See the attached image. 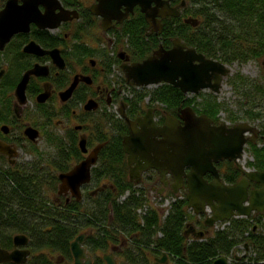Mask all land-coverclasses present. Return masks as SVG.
Masks as SVG:
<instances>
[{"label":"trees","instance_id":"obj_1","mask_svg":"<svg viewBox=\"0 0 264 264\" xmlns=\"http://www.w3.org/2000/svg\"><path fill=\"white\" fill-rule=\"evenodd\" d=\"M186 1L182 15L196 19V25L170 16L162 21L160 33H147V24L141 12L135 9L112 29L109 39L113 40L114 50L123 49L133 61H140L158 45L168 47L171 38L177 37L208 57L230 63L235 59L243 60L251 53V41L264 44V0ZM88 14L86 8L75 27L74 45L81 44L83 49L73 46L68 55L74 58L91 54L90 50L84 51L85 46L79 41L83 24L95 25L93 19L89 21ZM31 37L44 47L56 45L46 36L32 34ZM114 56L109 58L108 65L115 62ZM231 81L239 85L247 82V78L237 72ZM252 87V83L245 85V90L241 91L243 98L250 94ZM146 95L150 102L159 101L168 110L179 104L190 105L193 100L186 98L177 87L160 83L151 90L138 89L127 97L132 110L139 108ZM202 101L204 111L215 112L213 99L203 98ZM127 114L130 116L129 111ZM93 119L99 129L95 141L102 146L91 180L94 186L105 183L95 194L86 191L79 200L71 197L67 202L64 199L57 202L56 197L50 195L56 192L58 173L67 171L80 159L75 138L70 134L47 136L53 148L51 155L38 151L34 154L35 161H22L13 166L0 161V246L11 249L13 235L22 233L28 237L30 250L22 263L0 264H59L71 260L70 241L83 231H86L84 247L93 258L92 264H105L101 255L110 250L119 264H162L153 261L161 258L162 253L166 254V264H212L216 257L230 256L236 246L242 248V253L235 255L231 264H264V213L231 217L227 223H221L223 227L209 232L201 218L188 209L183 192L181 198L169 202L166 214L161 215L159 206L148 201L151 199L148 187L128 179L121 144L126 132L123 119L109 111ZM248 145L254 160L247 165L264 170V145L256 147L251 142ZM217 166L226 183L239 179L240 174L231 161ZM190 220L197 230L207 228V234L202 238L187 234Z\"/></svg>","mask_w":264,"mask_h":264},{"label":"water","instance_id":"obj_2","mask_svg":"<svg viewBox=\"0 0 264 264\" xmlns=\"http://www.w3.org/2000/svg\"><path fill=\"white\" fill-rule=\"evenodd\" d=\"M95 1L89 9L101 17L100 26L103 30L111 27L113 19L120 23L135 5L139 6L151 31L154 32L160 25L157 17L178 15L176 6H171L169 0ZM39 6H42L43 10ZM70 13L77 15L75 10L62 7L59 0H6L0 9V47L13 33L27 32L31 23L39 28H55L60 21L69 19ZM184 21L192 25L197 24V20L192 17H187ZM171 43L169 48L158 47L140 61L128 63L126 56L120 64L125 81L137 86L165 82L177 87L182 93H195L204 87L216 91L221 76L227 71L225 65L197 52L177 37L172 38ZM24 51L36 55L47 53L57 66L64 65L57 48L45 50L30 40ZM120 55L122 57V53ZM46 69L47 66L34 63L25 70L15 86L19 102L25 101L24 90L29 76L46 74ZM75 83L74 76L70 85L60 92L62 100L69 97ZM94 107L92 100H88L84 105L85 109ZM120 113L128 128V133L122 137L121 143L127 158L130 181L139 182L143 171L153 169L159 175L158 180L173 193L184 185L188 207L196 214L205 213L207 209L211 212L203 219V224L208 227L216 221L227 220L232 216L247 217L254 212L264 213V170H246L237 161L246 141L243 135L246 127L239 124L230 128L223 124L210 125L205 115L197 116L190 106L181 109L179 119L167 113L160 125L155 123L150 108L143 116L135 119L127 117L123 105ZM25 134L34 140L37 131L29 126L25 129ZM78 146L81 151H86L84 138L79 139ZM100 146L102 143L97 144L69 170L58 173L59 192L69 189L73 196L79 198L80 186L88 181L90 167ZM222 158L233 161L243 176L232 183L224 182L214 166V162ZM206 172L212 175L210 180L204 177ZM168 174L172 181L167 184ZM250 181L260 186L249 189ZM186 233L201 238L206 230H197L190 224ZM83 237L84 232H80L70 241L73 261L61 264H92L89 252L82 245ZM12 241L11 249L0 246V263H22L26 260L30 252L26 247L27 236L16 233ZM102 258L105 264H119L112 253H103ZM157 261L165 264L166 254L162 253ZM212 264L230 263L225 256H219L213 259Z\"/></svg>","mask_w":264,"mask_h":264},{"label":"flooded vegetation","instance_id":"obj_3","mask_svg":"<svg viewBox=\"0 0 264 264\" xmlns=\"http://www.w3.org/2000/svg\"><path fill=\"white\" fill-rule=\"evenodd\" d=\"M5 1L6 0H0V9L4 5ZM59 2L64 8L75 10L77 15L73 16L72 13H70V18L64 21H60V23L55 28H39L35 24L31 23L27 32L18 31L16 33H13L0 47V161L3 162L4 165L13 166L21 162V159L19 157L20 152L22 150V140L25 138L29 139L25 134V129L27 127L30 126L34 128L37 131L38 135V129L42 130V128H44L50 120H52L53 125L58 130H63L64 136L70 134L72 135V137L75 138L76 145L80 153V159L77 161L79 162L97 144H99V142L95 141V137L98 134L99 129L97 124L94 122L95 118L93 119V117L99 114L102 115L109 111L116 118L123 119V121L125 122L124 118L121 116L120 113V108L122 107L121 105H123L124 112L130 119H135L136 117L143 116V114L148 110V108H150L153 115V119L157 125L163 123L164 117L167 113L172 114L173 116L179 119L181 109L185 106H190L193 110V113L197 116L201 114L205 115V117L209 119L210 125L219 126V124H223L225 127L230 128L236 124H239L242 127H246L247 129L243 131V135L246 137V141L243 145V150L241 152L240 158L243 156V152L246 151L245 148L248 143H254L256 147H261L262 145H264V44H259V41L255 40L251 41V43L253 44L249 49L251 53L245 55V58L243 60H240V63L238 65L240 67L242 63H253L254 61L256 64V71L254 75L249 76L246 75V72L244 71V74L242 72L235 71V74L238 72L239 74L245 76L247 78V82L242 84L239 83L238 85L232 81H227V79L233 73L230 72L231 65L235 62L237 63V59L231 61L230 63L222 62L219 60L225 65L227 71L221 76L216 91L212 90L209 87H204L200 88L195 93H183L186 98H193L191 104H185L184 106L179 104L171 110L166 109L167 106L159 101L150 102L149 95H146L144 96L143 103L139 106V108H137L136 110H132L133 106H129V103L126 99L127 97H131L133 93L138 89L151 90L152 88H155L160 85V83L137 86L134 84H129L125 81L120 64L123 62V59L126 56L128 57L126 62L130 63L133 62V60L129 57L125 50L116 48L114 50L112 46L113 40H110V33L112 32V29L115 28V25L119 23L116 22L115 19H113L111 27L107 30H103L100 26L101 17L93 14L89 9V6L92 3L96 2L95 0H59ZM169 4L171 6H176L178 11L177 17H181L183 21L185 18H187L186 15H182V9L187 4L186 0H169ZM81 7H84L85 10H82ZM39 8L43 10L42 6H39ZM86 8L90 13L88 14L89 21L93 19L95 21V25L99 26L100 28V34L102 33L105 38L107 36V39H110L108 40V42L102 41L104 38H100L99 36L97 38V41H99L100 45L91 47L89 46L87 40L83 38V31H79V36L81 38L79 41L82 42V45L85 46L86 49L84 51L90 50L89 53L91 54L83 55L81 56V58H74L71 54L68 55V53L72 51L73 46H76V49H83L81 47V44L74 45L75 38L73 35L75 33L76 25H79L80 21L82 20L81 14H83V11H86ZM135 9L141 12L139 6L135 5L132 11L129 12L124 19H126L129 14L134 13ZM55 11L57 12L58 8H56ZM141 14L146 22L144 14L142 12ZM170 16L174 15L157 17L159 19L160 25L156 32L151 31V27L146 22L147 33L150 32L155 35L160 33L162 31V21ZM83 26V28L86 27L85 24H83ZM32 34H36L37 37L46 36L48 38H51V42L55 43L56 45L54 47H44L41 45L40 42L31 37ZM30 40H33L45 50L57 48L64 62L63 67H59L55 63H53L51 57L47 53L36 55L34 53L25 52L24 47ZM171 44L168 47L158 45L157 48H169ZM99 49L106 50L107 52L104 53ZM120 53H122V57ZM201 53L205 55L203 52ZM91 56L94 58H92ZM111 56H114L115 62L112 61V63L108 65V60ZM26 58L28 59L26 60ZM26 63H29V65L26 66ZM34 63L47 66V72L46 74H31L29 76L24 90L25 101L19 102L15 94V86L20 80V77L25 72V70L30 68ZM107 68H109V71H107ZM74 76L76 78V83L73 89L71 90L69 97L65 100H62L60 98V92L70 85ZM65 78L66 81H64ZM249 83H252L253 87L250 89V94L246 98H243L241 91L245 90V85ZM203 98L214 100V113H208L204 111V107L201 106ZM117 99H120L121 101L118 105H116V103L114 104L113 110L111 112L109 106L111 103H113L114 100ZM28 100L31 101V103L34 105L35 110L39 111L38 122H29L25 119V111ZM88 100H92L95 103L94 108H84V105L87 103ZM76 102L78 103L76 104ZM193 104L196 108L192 106ZM76 107H78V111H76ZM127 111H129L131 117L127 114ZM180 122L182 123L183 121L180 119ZM127 133L128 128L126 125V132L122 135V137ZM48 135H51V133H46L45 143H47ZM80 138H84L85 140L86 151H81L78 146V141ZM100 148L101 146L97 150L95 161L90 167V176L88 181L80 186L79 198L73 196L69 189L59 192L58 181L55 192V197L58 200L57 202H61L62 199H64V202H67L71 197L79 200L81 197H83L84 192L87 191L92 195L105 187L104 182L100 183L98 186H94L93 181L91 180L92 168L95 167L97 164ZM6 151L10 153L7 154ZM250 160H254V157L252 156V158L248 159V161H245V163H248ZM228 161L230 160L222 158L214 162V166L217 168L220 178L221 173L217 164ZM125 162L127 164L126 154ZM231 162L235 165L233 161ZM238 172L240 174L239 178H241L243 174L239 170ZM204 177L207 180H210L212 178V175L206 172L204 174ZM158 178L159 175L155 170L148 169L141 173L139 182H141L143 186L146 185L148 187L147 192H150L153 189L158 194L160 193L165 195L169 192L173 193L171 189L168 188V186H164L158 180ZM166 179L167 184L172 181L170 174L166 175ZM259 186L260 185L258 183L250 181L248 188H258ZM179 190L184 192L185 197L184 185L180 187L177 192ZM149 192L148 194L150 196L151 194ZM150 198L154 199L153 196H151ZM188 209H190L191 212L194 213L191 207H188ZM252 214L256 215L259 213L254 212ZM194 215L200 217L202 222L203 219L206 217L204 213H194ZM229 219L216 221L213 223L212 226L207 227L209 230L217 228L221 225V223H227ZM195 228L197 229L196 226ZM208 229L204 228L206 232L208 231ZM83 232L86 235V231ZM105 252H110L114 256L112 250ZM92 260L93 258L91 257V263ZM115 260L117 261L116 258ZM72 261L73 257L71 258V260L63 262ZM153 261L158 262L155 259Z\"/></svg>","mask_w":264,"mask_h":264},{"label":"rangeland","instance_id":"obj_4","mask_svg":"<svg viewBox=\"0 0 264 264\" xmlns=\"http://www.w3.org/2000/svg\"><path fill=\"white\" fill-rule=\"evenodd\" d=\"M99 31H100V28L97 25L90 26V27L88 26V27H85L83 29V32H82L83 38L85 40H87V42L89 43V46L95 47V46L100 45L99 41H97V38L99 36H100V38H104L102 41L108 42L107 36L105 38V36L102 33L100 34ZM106 46H107V44H106ZM92 58H94V57H92ZM96 59H98V58H96ZM239 63H240V60H237V63L235 62V63H233L231 65L230 72L231 73L233 72V73L227 79L228 82H231L232 77H234V75H235V71L242 72L243 74H244V72H246V75H249V76L254 75V73L256 71L255 70V65L256 64H255L254 61H253V63L252 62H250V63L249 62L242 63V65H240V67L238 66ZM230 92H231V90H230ZM223 95H225V94H223ZM120 101H121L120 99H117V100H114L113 103L110 104L111 107L109 106V109H110L111 112L113 110L114 104L116 103V105H118ZM75 109H76V111H78V107H76ZM38 112H39L38 110H35V107L31 103V101L28 100L26 111H25V119L28 120L29 122H32V121L38 122L39 121ZM90 127H91V123H90ZM38 130H39V134L34 139L35 141H31L32 139L29 140L27 138L22 140V150L20 152V157H19L21 159L20 160L21 162L22 161H24V162H26V161H35L36 159L34 157V154L38 153V151H40V153L43 152L45 155H51L52 154L53 148H52L51 144L48 143V140H47V143H45V135H46V133H48V134L51 133V135H53V137L54 136L55 137L64 136L63 130H58L53 125L52 120H50L49 123H47L45 125V127L42 128V130H40V129H38ZM43 131H45L46 133L43 132ZM47 131H49V132H47ZM245 150L246 151L243 152V156L239 160V164H241L243 169L252 170V168H251L252 166H249V165H247V163H245V161H248V159L252 158V153L250 152V145H247ZM127 174H128V172H127ZM149 193L151 194L150 197L153 196V198H155V199L148 200L149 203L150 204L152 203V205L159 206V209L161 211V215H165L166 212H167V207L169 206V202L172 201V200H175V198H181V195L183 194V191L179 190L176 194L172 193L171 196L168 195L169 193L165 194V195L164 194H160V193L158 194L153 189ZM50 195L52 197H55L54 196L55 192L50 193ZM157 199H158V201H157ZM138 209H137V211H138ZM190 223L192 224L193 222L190 220ZM222 226H223V224L218 226V227H222ZM210 230H209V232H210ZM84 236H85V234H84ZM82 243L85 246L84 237H83V242ZM96 252L100 253V251H96ZM241 253H242V248H240V246H236L232 250L230 256H226V258L228 259L229 263L231 264L232 258H234L235 255L239 256ZM61 263H59V264H61Z\"/></svg>","mask_w":264,"mask_h":264},{"label":"built area","instance_id":"obj_5","mask_svg":"<svg viewBox=\"0 0 264 264\" xmlns=\"http://www.w3.org/2000/svg\"><path fill=\"white\" fill-rule=\"evenodd\" d=\"M155 199V198H154ZM157 201H158V199H157Z\"/></svg>","mask_w":264,"mask_h":264}]
</instances>
